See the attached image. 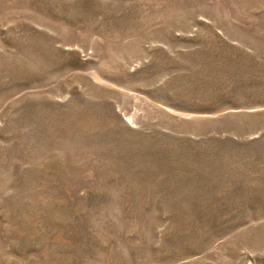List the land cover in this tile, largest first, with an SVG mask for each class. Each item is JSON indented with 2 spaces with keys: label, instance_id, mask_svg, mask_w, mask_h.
I'll list each match as a JSON object with an SVG mask.
<instances>
[{
  "label": "rangeland",
  "instance_id": "rangeland-1",
  "mask_svg": "<svg viewBox=\"0 0 264 264\" xmlns=\"http://www.w3.org/2000/svg\"><path fill=\"white\" fill-rule=\"evenodd\" d=\"M0 264H264V0H0Z\"/></svg>",
  "mask_w": 264,
  "mask_h": 264
}]
</instances>
